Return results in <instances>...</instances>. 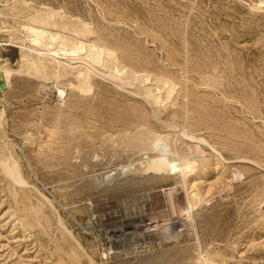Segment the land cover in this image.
Instances as JSON below:
<instances>
[{"label": "rangeland", "instance_id": "rangeland-1", "mask_svg": "<svg viewBox=\"0 0 264 264\" xmlns=\"http://www.w3.org/2000/svg\"><path fill=\"white\" fill-rule=\"evenodd\" d=\"M0 264H264V0H0Z\"/></svg>", "mask_w": 264, "mask_h": 264}, {"label": "bare ground", "instance_id": "bare-ground-1", "mask_svg": "<svg viewBox=\"0 0 264 264\" xmlns=\"http://www.w3.org/2000/svg\"><path fill=\"white\" fill-rule=\"evenodd\" d=\"M53 14V13H52ZM51 14V15H52ZM49 17V16H48ZM51 17V16H50ZM42 19V18H41ZM40 19V20H41ZM37 24L40 23L41 25L43 23H47L49 21H46L44 19H42V21L36 20L34 21ZM35 25V24H34ZM54 25V24H53ZM52 25V26H53ZM46 26V25H45ZM44 26V27H45ZM43 27V26H42ZM59 28V27H58ZM31 29V28H30ZM29 29V30H30ZM32 34H33V40H32V46L34 47L33 49H29L30 53H34L36 54V56L38 57V59L34 60L31 59L32 57L29 56V54H26L25 52L21 53L20 56V61L22 64V68L24 66H28L31 65L33 68H36V70L40 71L41 69H46L47 67H45L44 64V59H49L51 57H53L54 62V72L55 75L58 73H62L64 75V73L61 71L62 69H64V67H70L72 69L77 70L78 75H77V79L78 80V84L79 85V89L84 90L86 86L89 85L90 83V79H91V75L94 74V72L97 73V71H95L96 67H104L107 66L106 64L108 63L107 60L103 57L104 52L100 51V50H93L90 48V45H84V44H77L75 45H70V43L64 41L63 45L65 48H67L66 50L63 48H59L57 50L53 49V45H48V49H45L44 47V41L49 39V35L48 33L41 29V28H32L31 30ZM53 43L55 42L54 39L52 40ZM70 41V40H69ZM47 42V41H46ZM90 42V41H89ZM50 44V43H49ZM62 45V42H61ZM31 46V47H32ZM94 46V45H93ZM62 47V46H61ZM57 51V52H56ZM85 52L90 53L89 55L85 56ZM49 57V58H48ZM30 67V66H29ZM27 68V67H25ZM24 68V69H25ZM106 68V67H105ZM110 69V68H109ZM28 70L25 69V71ZM30 70V69H29ZM32 70V69H31ZM35 70V69H34ZM117 70V69H115ZM24 71V72H25ZM121 71L120 73H122V71L124 70H117V73ZM22 71L20 70H12L9 68H3V70H1V73L3 74L5 83H6V88H10V83H11V79L13 78L14 75L20 73ZM47 72V71H46ZM76 72V73H77ZM26 73V72H25ZM72 73V72H71ZM95 73V74H96ZM39 74V73H38ZM66 74V73H65ZM73 74V73H72ZM100 74V73H99ZM115 74V73H114ZM119 74V73H118ZM125 74V73H123ZM60 76V75H59ZM113 76V75H112ZM123 76V75H122ZM127 77V75H125ZM121 77V76H120ZM119 77V78H120ZM124 77V76H123ZM129 77V76H128ZM117 79V78H116ZM146 82V81H145ZM86 85V86H85ZM85 86V87H84ZM78 89V90H79ZM151 91V90H148ZM152 92V91H151ZM147 94H150V92H148ZM157 96V95H156ZM146 97V96H145ZM151 97V96H150ZM152 98V97H151ZM154 99H156L155 97H153ZM158 100V98L156 99ZM154 100V101H156ZM153 101V102H154ZM158 102V101H157ZM159 105V104H158ZM134 140V139H133ZM145 140V139H144ZM158 144V143H157ZM167 144V143H166ZM151 147V146H150ZM153 150L156 151H161L163 150V148H165V145H154L152 146ZM152 150V151H153ZM155 151V152H156ZM163 152V151H162ZM161 153V152H160ZM153 158V157H152ZM155 158V157H154ZM152 165L148 162H146L147 168L150 170L152 168V166L154 167V169H158V172H165V174H172L177 172L178 170H181L180 164L176 163V161H172L169 160L168 158H166L164 155H158L155 159H153ZM180 163V162H179ZM185 165V164H184ZM185 167V166H184ZM143 170V169H142ZM146 171V168H145ZM148 171V170H147ZM154 171V170H152ZM180 171V172H181ZM183 172V171H182ZM189 173V172H188ZM187 175V174H186ZM14 177V175H13ZM20 177V176H19ZM16 181L19 184H25V182L21 179H16ZM27 184V183H26ZM148 231V230H147ZM137 234V233H135Z\"/></svg>", "mask_w": 264, "mask_h": 264}, {"label": "built area", "instance_id": "built-area-1", "mask_svg": "<svg viewBox=\"0 0 264 264\" xmlns=\"http://www.w3.org/2000/svg\"><path fill=\"white\" fill-rule=\"evenodd\" d=\"M78 226H79L80 228H83V226H82V224H81V223H79V224H78Z\"/></svg>", "mask_w": 264, "mask_h": 264}]
</instances>
